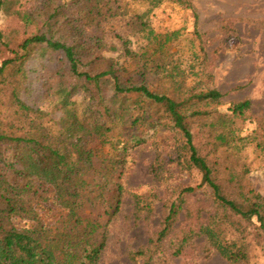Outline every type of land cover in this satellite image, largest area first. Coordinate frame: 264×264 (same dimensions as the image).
Segmentation results:
<instances>
[{
    "label": "trees",
    "instance_id": "trees-1",
    "mask_svg": "<svg viewBox=\"0 0 264 264\" xmlns=\"http://www.w3.org/2000/svg\"><path fill=\"white\" fill-rule=\"evenodd\" d=\"M104 1L107 4L100 6ZM163 1L150 3L156 7ZM174 1L191 8L185 0ZM1 6L2 0L0 11ZM110 6V0H70L69 5L62 0H34L25 11L5 13L15 24L0 29V264H100L108 227L123 199L117 167L129 150V144L122 141V154L114 156L105 146L119 129L125 133L146 122L154 127L157 123L149 120L146 111L154 105L164 109L179 138V164L197 170L201 185L211 190L216 212L200 234L228 264H248V239L255 237L249 227L254 220L264 233V197L242 187L234 174L224 178L220 166L194 145L191 126L201 122L214 151L248 143L249 137L235 139L233 125L235 119H245L251 101L235 103L228 113H221L217 107L223 95L218 90L192 92L186 98L153 90V77L174 76L178 70L157 63L155 53L163 52L179 32L159 35L142 20L141 32L148 33L145 48L140 54L126 49L138 73L125 76L113 60L96 55L102 36L98 30L89 34L84 24L86 19H100ZM68 9L76 16L72 18ZM35 58L44 68L48 63L36 80L42 89L40 101L48 104V110L31 103L28 65ZM48 187L66 212L55 228L46 227L32 205L33 200L44 199ZM186 192L193 193L194 188ZM184 204L182 197L169 204L156 238L136 256L148 252L153 257L172 232ZM100 208L104 222L101 215L92 216ZM16 218L34 225L19 228ZM228 231L235 237L231 242L225 239Z\"/></svg>",
    "mask_w": 264,
    "mask_h": 264
},
{
    "label": "rangeland",
    "instance_id": "rangeland-1",
    "mask_svg": "<svg viewBox=\"0 0 264 264\" xmlns=\"http://www.w3.org/2000/svg\"><path fill=\"white\" fill-rule=\"evenodd\" d=\"M185 1L191 8L174 0H164L156 7H152L150 0H110L111 10L105 7L100 19H86L84 24L89 34L98 30L102 36V48L96 55L113 60L125 76L138 73L126 49L140 54L147 43L148 33L141 32V20L159 35L179 32L163 52L155 53L157 63L170 64V70L173 66L178 70L173 71L174 76L162 73L153 77L156 79L151 85L153 90L175 98H186L192 92L207 89L218 90L223 95L217 107L221 113H228L235 103L250 100L252 105L245 119H235L233 125L235 139L249 137L248 143L222 146L214 151L213 142L207 141L200 121L193 123L191 132L201 155L217 163L224 178L234 174L241 180L242 187L264 197V0ZM69 2L62 0V4L69 5ZM33 3L34 0H2L0 29L15 24L12 19L5 18V13L25 11ZM104 4L107 1L100 6ZM68 10L72 18L76 16L73 9ZM154 50L155 47L150 54ZM196 55L199 57L195 60ZM42 64L35 58L28 65L31 103L48 110V104L40 101L42 89L36 81L42 71L48 69V63H45L46 68ZM146 111L149 120L157 123L154 127L146 122L125 133L119 129L111 135V142L104 149L116 156L122 154L120 142L129 144V150L122 156L124 163L117 167L116 175L118 178L121 173L119 182L124 191L121 209L108 227V240L100 264H228L200 234L201 227L208 224L216 212L211 190L201 185L197 170H188L179 164L176 158L181 152L179 138L164 109L154 105ZM189 188H194V192H186ZM178 197H182L185 204L172 232L152 258L148 252L142 257L136 256L147 247L150 239L156 238L167 207ZM31 200L29 197L28 201ZM32 205L39 220L49 228H55L58 220L66 215L56 203L50 187L46 188L44 199H35ZM98 215L104 222L101 208L92 216ZM14 223L19 228L34 225L23 218H16ZM253 223L249 232L255 237L248 239V264H264V233L257 229L259 224L255 220ZM234 238L228 231L225 239L231 242Z\"/></svg>",
    "mask_w": 264,
    "mask_h": 264
}]
</instances>
